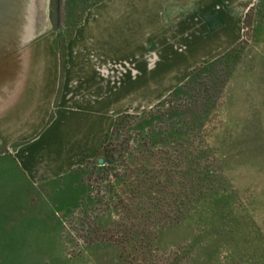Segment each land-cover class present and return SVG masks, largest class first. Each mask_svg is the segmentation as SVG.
I'll list each match as a JSON object with an SVG mask.
<instances>
[{
    "label": "rangeland",
    "instance_id": "rangeland-1",
    "mask_svg": "<svg viewBox=\"0 0 264 264\" xmlns=\"http://www.w3.org/2000/svg\"><path fill=\"white\" fill-rule=\"evenodd\" d=\"M21 3L36 32L59 41L87 13L74 29L64 26L65 0L54 5L56 25L51 0ZM249 3L255 11L249 30L238 23L230 77L203 125L183 137L144 116L168 94L148 108L134 101L129 127L112 137L125 163L108 170L98 152L34 185L21 143L0 137V264H264V0ZM136 64L126 62L127 75H138ZM153 126L161 134L152 141Z\"/></svg>",
    "mask_w": 264,
    "mask_h": 264
},
{
    "label": "crops",
    "instance_id": "crops-1",
    "mask_svg": "<svg viewBox=\"0 0 264 264\" xmlns=\"http://www.w3.org/2000/svg\"><path fill=\"white\" fill-rule=\"evenodd\" d=\"M250 1L103 0L59 41L20 15L26 3L0 0V137L21 143L25 177L49 184L100 152L134 101L154 105L235 45ZM126 62L138 75L126 74Z\"/></svg>",
    "mask_w": 264,
    "mask_h": 264
},
{
    "label": "trees",
    "instance_id": "trees-1",
    "mask_svg": "<svg viewBox=\"0 0 264 264\" xmlns=\"http://www.w3.org/2000/svg\"><path fill=\"white\" fill-rule=\"evenodd\" d=\"M58 1L59 0H51V20L53 25H56L54 5ZM102 1L103 0H65L64 26L74 27L75 29L78 26L77 24L81 22V18L84 17L85 13ZM254 11L255 7L251 6L245 13L242 21L244 32L250 28V21ZM56 14H58V10ZM240 45L241 43L238 42L231 50L222 56L191 70L188 78L181 85L172 90L153 108L148 109L149 111L145 112L144 116L146 114H153L154 118L152 122H155V124L167 122L168 129L166 135L173 138H181L183 135H186L184 133L194 130V128L201 127L205 118L215 106L219 94L230 77L231 67L229 65V60L235 55ZM130 116L129 113L125 112L115 119L109 139L100 151L99 155L103 158V167L108 168V170H112L116 168V166L118 167L126 162L124 161L125 155L123 154L126 153V149L120 151L115 148L112 137L125 127H129L126 119ZM158 133L161 134L160 129H156L154 126L149 127L150 135H148V139L152 141L153 139L155 140V138H157L156 134L158 135ZM66 175H70V173L61 176L60 179ZM120 181L122 184L126 182L124 179H120Z\"/></svg>",
    "mask_w": 264,
    "mask_h": 264
},
{
    "label": "water",
    "instance_id": "water-1",
    "mask_svg": "<svg viewBox=\"0 0 264 264\" xmlns=\"http://www.w3.org/2000/svg\"><path fill=\"white\" fill-rule=\"evenodd\" d=\"M98 163H99V164H102V163H103V159H102V158H99V159H98Z\"/></svg>",
    "mask_w": 264,
    "mask_h": 264
}]
</instances>
